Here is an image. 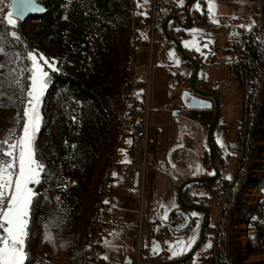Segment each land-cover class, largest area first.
Masks as SVG:
<instances>
[{"label":"rangeland","instance_id":"1","mask_svg":"<svg viewBox=\"0 0 264 264\" xmlns=\"http://www.w3.org/2000/svg\"><path fill=\"white\" fill-rule=\"evenodd\" d=\"M11 1L0 0L3 8H6L4 11L0 5V36L4 37L0 44L7 53H0V65H3L0 67V141H4L11 130L14 129L19 135L23 128V110L28 100L30 73L25 71L21 74L20 69L30 66L28 51L43 54L49 61L54 58L58 68V71H51L45 66V70L49 71V84L40 106V131L34 141L35 156L45 165V171L41 174V183L30 185L37 195L33 198L28 218L26 264H87L88 252L85 245L88 223L94 213L93 201L97 195L100 176L112 156L121 157L122 153V147L117 145L116 114L123 79L131 68V48L135 44V12L139 15L136 24L141 21L143 26L154 9L143 0H139V7L133 6V1L137 0H109L108 10L102 14L97 13L106 24L79 42L69 40L68 37L61 40L57 34L37 36L35 29L39 20L36 18L26 17L21 20L13 16L17 20V26L15 29L11 28L4 21L7 12L12 10L9 7ZM65 1L64 8L67 9L70 0ZM158 9L159 5H156V15ZM232 9L241 14L235 25L240 27L245 20L251 19L244 9ZM219 11L220 9H215V17L219 23L209 27L208 35H205L218 48L225 43H233L236 38L235 32L226 26L230 17L224 13V8L221 13ZM158 17L160 16L157 19ZM166 17L159 21L163 19L164 22ZM58 24L63 27L64 32L70 25L65 15ZM174 29L173 24L168 25L169 32L181 41L180 30ZM13 30L17 32L19 39L8 35ZM156 40V49L160 44L166 50L174 49L173 43H168L169 40L164 41L160 37ZM181 43L183 44L182 41ZM259 44L260 46L251 50L252 70L248 88L229 81L224 53L211 55L210 62L204 63L199 70L205 82L200 75L196 81V86L200 89L212 87L219 91V118L228 120L229 126L223 137H217L219 129L214 133V147L219 149L215 162L221 176L213 182L190 184L183 190V198L186 202L204 204L210 211L205 240L198 251L205 256V250L209 248L205 246L212 245L220 238L229 264H264V33ZM154 45L152 56L155 52ZM149 48L145 51L149 52ZM185 50L201 61L196 53ZM16 54H19L20 59H16ZM146 60H149V56ZM171 64L154 58L150 71L148 66L139 69L143 80L140 97L145 99V90L149 89V125L152 139L156 142L150 152L152 157L156 159L158 147L170 148L177 139L183 145L178 147V156H171L174 166L171 167L167 160L168 150L160 160L161 163H158L159 167L170 173L155 167L152 162L154 159L151 158L144 192L141 186L131 189L123 186L116 188V205L125 209L129 220L140 216L142 197L145 198L146 213L152 215L157 210L162 217L167 195L172 188L174 206L184 208L177 200L180 183L186 178L215 173L210 165L207 145V133L212 121L210 109L183 110L181 107V94L183 89L190 88L194 67L184 60L179 81L185 80L177 85L174 81L176 72ZM237 71L238 76L241 75L240 68ZM54 73L77 77L86 89L83 97L76 96L77 93L67 87L57 88L53 94L50 93ZM16 78H21L23 92L14 83ZM222 99L223 102L230 100V107L226 108L221 103ZM175 104L178 105L172 108ZM173 109L178 112L174 114ZM188 118L194 120L189 126L185 125ZM181 123L183 125L179 136ZM178 165L186 166V169L178 171ZM186 211L190 215V223L184 230L174 229L168 217L163 219L167 221L162 226V230L167 231L164 238L166 256H170L169 244H176L195 234L197 239L194 246L200 238L204 212L194 209ZM192 213L196 215L193 216ZM241 227L246 229L244 238L247 241L239 235ZM260 229H263V233H260ZM125 232L126 230L114 231L104 240L103 246L108 257L106 264H120L118 256L127 249L126 242L128 248L134 245L133 239L125 240ZM49 235L52 237L51 242L46 240ZM194 256L188 264H196ZM161 260L164 259L158 255L148 259L146 264H155ZM204 263L205 260L197 264Z\"/></svg>","mask_w":264,"mask_h":264},{"label":"built area","instance_id":"2","mask_svg":"<svg viewBox=\"0 0 264 264\" xmlns=\"http://www.w3.org/2000/svg\"><path fill=\"white\" fill-rule=\"evenodd\" d=\"M2 9L3 2L0 3ZM157 0H152L151 22L142 26L138 21L139 15L135 12V26L133 29V38L135 44L131 48V68L126 72L122 83V95L117 109L116 120L118 139L117 145L122 147L121 156L129 155L127 159L130 163H121L122 159L118 155H113L108 166L103 170L97 195L94 197V213L88 223V235L85 248L88 252L87 264H106L103 254V242L122 227H126L130 222L124 210L115 205V191L118 186L131 189L136 186V182L144 172L147 163V153L149 149V113L151 110L150 95L146 91L145 99L140 97V78L139 69L142 65L141 55L146 48L152 53L154 41L156 39V21L155 9ZM133 6L137 7V2L133 1ZM247 13L252 18V23L243 26L252 25V30L248 31L246 27L239 28V38L233 44H226L220 48V52H228L233 57L234 68L229 75L230 82H237L242 87L248 88L251 81V50L260 46L263 37L264 23V0H254L246 5ZM3 14V12H2ZM145 32V33H144ZM150 71L152 61L147 63ZM240 68L241 75L238 76ZM131 141V144L128 143ZM113 173H116L113 176ZM108 201V203H105ZM149 221L147 223L148 231L145 232L144 223L141 221L138 227L139 246L138 253H149V244L154 236V228L159 222ZM160 227V226H158ZM160 229V228H158ZM160 231V230H159ZM246 229L241 227L239 235L244 241ZM248 245V243H247ZM207 256L206 264H229L226 255L221 246V239L217 238L211 247L205 250ZM149 256V255H147ZM138 261V258H137Z\"/></svg>","mask_w":264,"mask_h":264},{"label":"snow or ice","instance_id":"3","mask_svg":"<svg viewBox=\"0 0 264 264\" xmlns=\"http://www.w3.org/2000/svg\"><path fill=\"white\" fill-rule=\"evenodd\" d=\"M148 3V0H144ZM180 6H184V0H179ZM207 13L212 23H219L215 17L214 0H206ZM137 6H140L137 0ZM13 10L7 12L4 17L7 25L15 29L17 20L23 19L28 13L41 11L37 0H13L9 5ZM194 8L197 11L203 12L199 0L194 3ZM147 15V13H140ZM248 31L252 30V25L243 26ZM191 32L199 35V29H192ZM13 39H19L15 30L8 33ZM4 37L0 36V41ZM212 41H206L200 45L195 39L192 41H185L184 46L187 48H194L196 52L201 55L206 54L202 52L207 49ZM0 53L7 54L4 47L0 44ZM175 59V54L170 53ZM16 59H20L19 54H16ZM27 59L30 61V66L20 69V73L27 71L30 73L28 79L30 81L27 89L28 100L23 110V128L19 135L15 130H11L8 137L4 141H0V264H26L28 253L26 251V240L28 237V223L30 215V206L33 198L37 193L30 185L41 183V174L45 171V165L36 158L34 141L37 133L40 131L42 117L40 114V106L43 95L49 84V71L45 70V66L51 71H58L56 67V60L51 61L44 57L43 54H37L35 51H28ZM42 61V63H41ZM175 63H180L179 59H175ZM3 67V65H0ZM15 72V69H13ZM14 83L21 86V78H16ZM19 115V114H18ZM219 142V141H218ZM131 144V141H128ZM223 147V145H221ZM75 147V146H73ZM123 151V150H121ZM121 163H130L125 156V160ZM214 175L215 173H209ZM116 173H113L115 176ZM108 203V201H105ZM163 207V206H162ZM193 216L196 213H192ZM163 219H167L165 213ZM199 225L197 224V227ZM196 235L194 234L186 240H179L176 244H169L170 257H178L186 254L193 247L196 242ZM48 242H51L52 237H46ZM205 247H211V244ZM153 252L156 253L158 245L153 243ZM108 259L107 256L102 257Z\"/></svg>","mask_w":264,"mask_h":264},{"label":"crops","instance_id":"4","mask_svg":"<svg viewBox=\"0 0 264 264\" xmlns=\"http://www.w3.org/2000/svg\"><path fill=\"white\" fill-rule=\"evenodd\" d=\"M187 1L188 0H184V5H185V3ZM252 1H254V0H214V4L216 6L215 9L216 8L220 9L219 12L221 13V9L224 8V13L227 16L230 17L229 18V21H228V24L226 26H227V28H231V31L232 32H235V34H236V38L233 41V43L237 42V40L239 38V34H238L239 28H241V26L244 25V24H250V23H252V18L250 20L248 19L247 21L245 20L243 22V24L239 27V25H235V24H238V23H235V21H237V22L239 21V18H240V15L241 14L240 13H236V10L235 9H232V8L233 7L238 8L239 11L242 10V9H244L245 12H246V14H247V16H250L247 13L246 5L248 3H250V2H252ZM196 2H197V0L192 3V6L190 8L191 9L190 10L191 15H193V17H194V21H193L194 24H193V26L191 28L183 29L178 24H176L175 22H171V21L168 24L169 26H171L173 24L174 27H175V29H177L178 31L179 30H182L181 31L182 32L181 33L182 34L181 35L182 37H180V38H181V41L183 42V44H182L183 46H184V42L185 41H192L193 39H195L200 45H202L206 41H211L210 39H208L207 37H205V35H208V33L210 31L209 27H211L212 25H216V23H212L211 20H210V18H209V15L207 13V6L208 5L206 3V0H199V2L201 4V8L203 9V12L197 11L194 8V3H196ZM145 4H147V3H145ZM148 4H150V7H151L152 0H148ZM157 5H159V9H158V15H156V13H155V21H156V25H157V28H156V38L160 37V39L162 38L164 41L169 40L168 43H170V45H172L171 43H173V42L170 39H168L165 36L164 32H163V28H162V26H163V19H161V21H159V20H160V18H162V17L164 18V17L168 16L169 14H177V15L180 16V18H182L184 21H186L187 18H186V15L184 13V6H180L179 0H157ZM200 15H204V17H205L204 18V23H201V22L198 21V16H200ZM157 16H160V17H158V19H157ZM151 17L152 16L150 14V18L145 19L146 26L150 24ZM243 20H244V16H243ZM192 29H199L200 30L199 35L194 34L193 32H191ZM155 42H157V40L154 41V43ZM160 43H161V41H160ZM233 43H225L222 47H219V48L218 47H215L213 45V43H210L207 49H203L202 48V52H204L206 54V56L205 55H201V53H199V52H196L194 48H191L190 49V48H187L185 46H184V48L187 49L188 51L193 52V53H196L198 55L197 57L200 58V60H201L200 61L201 62L200 63V66H202L204 63H208L209 57L211 55L218 54V53H220V54L221 53H224L223 55H225V57H226V64L228 65V73L230 75V72H231V70L233 68V57L228 52H220L219 49L220 48H223L226 44H233ZM173 45H174V43H173ZM154 48H155V52H154V55L153 56H152V53L146 52L145 50H144L145 52L144 51L142 52V55H141L142 65H141V67H146L147 66V63H148V61L150 59H151V61H153L154 58L155 59L159 58V60H162L164 62L172 63L170 66L176 72L175 73L176 76H175V79H174V81H176L175 84L178 85V84L183 83L185 79H182L183 80L182 82L179 81V79L181 78V75H180V72L181 71L180 70L182 69V66L184 65V60L185 61H187V60L180 54V52L178 51V49L176 48V46L174 45V49L172 48V50L169 51V50L164 49V47H163L162 44H160L159 46H157V49H156V43H155ZM152 52H153V50H152ZM170 53H174L175 54V59H179L180 63L178 65L175 63V59L173 58V56L170 55ZM148 56H149V60L147 61L146 59L148 58ZM145 57H147V58H145ZM198 75H200V77L203 78V80H204L203 74L198 73ZM140 78H141V76H140ZM142 82H143V80H142ZM204 82H205V80H204ZM204 85H206V84L204 83ZM206 87H207V85H206ZM183 88H184V86H183ZM147 90H148V93L150 95L149 89H146L145 90V93H144L145 94V97H146V91ZM205 90L214 92L216 94V96L218 97V100H219V97H220L218 95L219 94V91L216 88L207 87V89H205ZM149 101H150V98H149ZM221 103L224 104L226 108L230 107V100H226L225 102H223V99H222L221 100ZM176 105H178V104H175L174 106H172V108L176 107ZM181 107H182L183 110L185 108H187V109H196V108L186 107L183 104V102H182ZM200 109H210V111H211L210 121L213 119L214 112H215V110L213 108H200ZM174 110L175 109H173V111ZM181 112H182V110H181ZM188 119L189 120L187 122H185V125L187 124L189 126L190 123H192V124L194 123L193 122L194 120H192L191 118H188ZM225 121L223 119H220V121L218 122V124H217V126L215 128V133L217 132L216 130L219 129V132H218V135H217L218 138L219 137H223L224 134H225V132H226V129H228L229 121L228 120H225ZM182 125L183 124L181 123V125L179 127V136L181 134ZM149 127H150V125H149ZM194 128H196V125H194ZM179 136H178V138H179ZM149 138H150V143H149V149H148V153H147V163H146V167H145L144 172L141 173V177H139V180L135 184L136 186H141V190H143V192H144V189H146V187H147V169H148V163H149V161H151V158L154 159L152 157V155L150 154V152H151V150L153 148V144H154V146H156V142H154L153 139H152L151 127H150V130H149ZM178 143H181V142H178V139H177V141H176V143L174 145H176ZM207 145H208V142H207ZM173 146H171V147H173ZM171 147L170 148H166V149L159 148L158 147L157 150H158L159 154L157 155L156 159L152 160L153 165L155 167L159 168L161 171H165V172H168V173H170V171H166L165 169H163V167H159L158 166V163H161L160 160H162L166 156V151L167 150H168L167 151V154H168V152L171 149ZM178 151H179L178 148L174 149L172 151V153H171V156H174V157L175 156H178L179 155L178 153H180ZM125 156L127 157V159L129 158V155H127V154L122 155L121 158L122 159H125ZM180 161H182V157H181ZM178 166H179L178 171H181L182 169L183 170L186 169V166H183V167H182V165L181 166L178 165ZM175 178H176V181L179 180L177 176ZM186 179H188V178H186ZM173 189L174 188H172L170 190V192L168 193V195H167V198H166V201H165V204H164V211H163L162 217H160L158 215V211L157 210L155 212H153L152 215H150V214L148 215V213H146V210H145V198L142 197L141 204H140V209H139L140 210V216L137 217V218H135V219H132V220L130 219L129 220L130 223L126 227H122V228L119 229V230H126V232H125V240L127 241V239H133V243H134L133 246H129V248H128V246H127L128 244L126 242V248L127 249L124 250V253L121 256L120 255L118 256V262L120 264H128L125 261V258L128 255H130L131 258H132V264H146L147 263V260L152 258L149 253H148L149 256H147V254L145 253L146 251L143 252V253H140V254L138 253V246H139L138 227H139V224H140L141 221L144 223V229L143 230L145 232L148 231L146 225H147V223L149 221H156V222H159L160 223V226L161 227H158V228H160V229H158V238L162 242L163 252L160 255L162 256V258L164 260L176 259V258H180V257H182V256L185 255L184 254V255H181V256H178V257H170L168 255L166 256L167 253H166V249H165L166 248V245H165L164 238L167 235V231L162 230V226L164 227V225H165V223H167V221L163 220V217H164L165 213H167V217H168V220H169V216L172 213V211L175 210L176 208H180V207H175L174 206V200H173V196L174 195L172 194L173 193ZM153 196L155 197V190L153 191ZM177 200H178V191H177ZM115 205H116V198H115ZM116 206L118 208H120V209H122V210L125 211L124 208H122V207H120L118 205H116ZM180 209L186 211L185 207L184 208H180ZM125 213H126V216H127V212L126 211H125ZM186 234H184V235H186ZM178 236H181V235H178ZM178 236H176V237H178ZM134 246L136 248H134ZM149 248H150V244H149ZM102 249H103L104 256H107L106 255V253H107L106 248L103 246ZM194 255L193 256H194V260L196 261V264L202 262L203 260H205V263L204 264H206V261H207V256L206 255L204 256L200 251H198V253H196ZM146 256H147V259H146ZM137 258H138V261H137ZM105 262H106V259H105Z\"/></svg>","mask_w":264,"mask_h":264},{"label":"water","instance_id":"5","mask_svg":"<svg viewBox=\"0 0 264 264\" xmlns=\"http://www.w3.org/2000/svg\"><path fill=\"white\" fill-rule=\"evenodd\" d=\"M194 1L196 0H188L184 5V13L187 18L186 21L180 18V16L177 14H169L164 20L162 28H163V32L165 36L174 43V45L176 46L180 54L188 62H190L194 67L193 72L190 77V82H189L190 88L184 89L181 94V100L183 104L189 108H212L213 102H215V115L209 126L208 133H207V142H208V147L210 149V164L214 168L215 174L207 175V176L191 177L186 180H183L180 183L179 189H178L179 203L185 208L204 211V220H203L201 230H200V238L197 241V243L193 246V248L190 251H188L184 256L180 258H176V259L161 260V261L156 262L155 264H180V263H183L191 259L193 255L198 251V249L200 248V246L205 240V235H206V231H207V227L209 223L210 211H209L208 206L204 204L186 202L183 198V190L186 189L190 184L207 182L209 180L215 179L216 177L220 175V170L217 167L216 162H215L216 161L215 147L213 143V133L217 126V123L219 121V116H220V105H219L218 97L216 96L214 92L208 91L205 89H200L196 86L197 76L200 70V62L197 59H195L192 55L188 54L184 46L182 45L180 39L177 36L171 34L168 30V24L170 21L175 22L183 29L191 28L193 26L194 20L190 13V8ZM12 3H13V0L11 1V4ZM37 3L42 10L36 11V12H30L24 18L30 15H33V14L42 13L44 11V4L40 2L39 0H37ZM173 113L176 114L177 111L174 110ZM182 145H183L182 142L178 143L174 145L173 147H171V149L169 150L167 154V159L170 163V166L175 165L174 161L171 158L172 151ZM169 221H170L171 226L174 229L184 230L190 223V215L187 211H184L180 208H176L170 214ZM154 242L158 245V250L156 253H154L152 250ZM162 252H163V246H162L161 240L158 238V225H156L154 228V236L152 237L150 241L149 254L151 257H156L160 255ZM125 261L128 264H132L131 256L130 255L126 256Z\"/></svg>","mask_w":264,"mask_h":264},{"label":"trees","instance_id":"6","mask_svg":"<svg viewBox=\"0 0 264 264\" xmlns=\"http://www.w3.org/2000/svg\"><path fill=\"white\" fill-rule=\"evenodd\" d=\"M42 3L44 4L42 13L28 16V18L39 20V24L35 29V33L39 37L57 34L61 40L68 37L69 40L81 42L86 39L89 33H95L97 28L106 24L101 16L98 17L97 13L102 14L108 10L109 0H70L67 9L64 8L65 0H45ZM64 15L70 23L65 32L62 29L63 27L58 24ZM204 18V15H200L198 21L204 23ZM60 87H67L75 94L77 93L76 96L78 97H83L86 91L77 77L54 73L50 83V93L53 94ZM50 93H48V96ZM207 182H213V180ZM261 232L263 233V229H260ZM190 261L191 259L180 264H188Z\"/></svg>","mask_w":264,"mask_h":264},{"label":"flooded vegetation","instance_id":"7","mask_svg":"<svg viewBox=\"0 0 264 264\" xmlns=\"http://www.w3.org/2000/svg\"><path fill=\"white\" fill-rule=\"evenodd\" d=\"M219 105H220V101H219ZM212 108L215 110V102H213V106H212ZM214 115H215V112H214ZM213 118H214V116H213ZM213 120V119H212ZM219 120H220V118H219ZM212 122V121H211ZM214 133H215V130H214ZM214 133H213V143H216V141L214 140ZM215 145V144H214ZM217 150H219V149H215V159H217L218 158V156H217ZM208 151L210 152V149H209V147H208ZM211 165V164H210ZM214 169V168H213ZM221 175H219L218 177H216L215 179H212V180H218V178L220 177ZM185 209H187V210H190V208H185ZM204 212V211H203ZM208 225H209V223H208ZM158 226H160V223H158ZM208 228V227H207Z\"/></svg>","mask_w":264,"mask_h":264}]
</instances>
